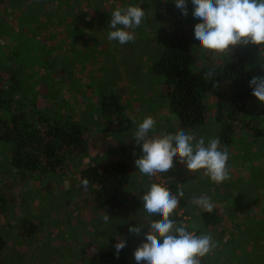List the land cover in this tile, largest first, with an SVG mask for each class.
Masks as SVG:
<instances>
[{
    "label": "rangeland",
    "instance_id": "rangeland-1",
    "mask_svg": "<svg viewBox=\"0 0 264 264\" xmlns=\"http://www.w3.org/2000/svg\"><path fill=\"white\" fill-rule=\"evenodd\" d=\"M90 3L81 4L87 16L82 17L83 20L75 27L81 30L84 27L87 33H79L77 37L68 33L73 46L63 44V48L54 44L57 37L61 39L64 29L56 31L54 28L57 26L52 24V28L46 25L36 30L30 23L17 29L15 14L18 12L0 6V21H3L0 27H5L6 33L12 30L16 34L15 39L13 35L8 37L0 33V46L10 45L13 54L17 55V62L21 61L28 73L23 77L29 83L27 101L36 98L37 109L40 108L50 122L59 121V117L78 119L88 135L87 154L78 159L76 164L79 166H71L59 175L42 178L29 175L23 179L5 161L0 162V190L9 201L6 203L8 210L0 214V227L4 228L2 233L7 242L0 264H87L86 256L95 246H107L115 252L114 245L121 239L126 246L119 254L136 264L133 252L141 242H146L143 235L146 228L141 230L140 237L130 234L128 228L136 225L147 227L150 217L146 218L140 197L152 183L165 182L160 174L145 176L135 168L134 161L142 153L135 146L132 134L137 124L148 116L156 120L153 135L161 132L175 134L167 127L170 126L168 123L164 128V120L168 119L164 115L166 108L161 97L160 78L151 72L152 54L158 50L154 49L158 42L155 38H162L163 33L179 28L189 30L199 19L191 15L193 6L190 0L187 16L181 14L173 0H98L101 4H95L96 8L91 0ZM124 5L139 6L145 11L146 20L138 28L130 30L134 31V42L120 45L116 41H108L107 34L111 30L108 24L112 12L116 8H125ZM58 64H62L63 74L71 73L63 84L60 81L62 76L57 77L55 73ZM44 69L46 75L42 81ZM52 87H61V95L58 93L48 99L50 96H46V92ZM40 88L46 91L41 89L39 93ZM102 92L118 94L124 112L133 124L130 131L117 132L105 125L108 123L99 118V113L94 114L90 105L97 97L100 98ZM256 103L261 105L260 102L249 104L252 111ZM250 143L251 151L244 143L226 149L228 179L218 184L205 176L203 170L190 173L178 158L174 161L172 170L178 174L185 191V205L178 206L177 213L189 231L195 234L203 228L200 216L203 209L194 205L192 198L206 196L211 199L210 188L205 191L208 187L216 185L231 190L235 183L237 187L243 186L246 193L253 192L259 197L256 208L244 217L230 216L229 206H220L219 226L205 232L215 243L205 264H264V187L261 186L264 179L262 181L260 177V181L256 178V182H252L256 169L264 177V156H258L259 150L264 154V131L259 140ZM118 159H129L130 164V183L119 194L122 203L106 213L95 212L90 196L76 188L79 185L76 178L78 168H84L93 161ZM104 214L110 217L108 223L102 219ZM18 220L29 221L31 225L22 223L18 228ZM243 225L249 230H245Z\"/></svg>",
    "mask_w": 264,
    "mask_h": 264
},
{
    "label": "trees",
    "instance_id": "trees-1",
    "mask_svg": "<svg viewBox=\"0 0 264 264\" xmlns=\"http://www.w3.org/2000/svg\"><path fill=\"white\" fill-rule=\"evenodd\" d=\"M82 1L6 0L1 1L0 6L5 10L18 12L15 14L17 29L29 23L36 30L52 24L57 26L54 28L56 31L64 29L61 39L60 36L57 37V42L54 44L63 48V44L73 43V39L67 37L68 33L75 37L79 36V33H87L84 27L82 30L75 28L83 20L82 17L87 16V13L85 14L81 9V4H91L90 0ZM91 2L94 5L101 4L98 0ZM124 6L126 8L129 5ZM2 23L1 20L0 26ZM192 28L175 29L163 33L162 38H155L158 42L157 45L154 44V49L158 50L152 54L154 61L151 72L160 78L161 97L166 108L164 115L169 120L166 122L164 120V128L166 129L168 123L170 126L167 127L172 129L171 132L184 130L186 134L194 135L197 139L203 137L205 144L213 138H218L221 150L231 149L244 143L249 146L247 150L250 148L251 151L250 142L259 140L264 131V105L256 103L255 109L251 110L252 105L249 104L258 101L252 97V90L248 85L252 77L264 76V59H262L264 52L260 53L256 46H247L233 49L228 57L201 56L191 49V45L196 43ZM0 33L8 37L13 35V38L16 36L15 31L12 30L6 33L5 27H0ZM11 50L10 45L0 46V162L5 161L6 165L23 179L28 178L29 175L37 178L59 175L71 166L78 167L79 164H76L78 159L87 154L86 128L78 119L71 116L68 119L59 117V121L50 122L42 110L37 109L36 98L27 101V93H30L29 83L27 78L23 77L28 76V73L22 62H17V55L15 56ZM64 58H67L66 55ZM62 64H58L55 71L57 77L62 76L61 84L67 81V77L68 79L71 77L70 72L63 74ZM212 68L216 69L215 79L219 83L217 88L213 87L212 81L203 78ZM45 75L44 69L40 78L42 81ZM46 77L49 79V76ZM41 89L46 91L45 88H40L39 93ZM46 93V96H50L48 99H51L55 94L61 95V87L55 89L52 87L51 91ZM99 96L100 98L97 97L90 105L94 114L99 113V118L108 123L105 125L117 132L130 131L133 124L131 118L124 112L118 94L102 92ZM258 156L264 154L259 150ZM129 165V159L127 161L118 159L93 161L84 168H78L76 178L79 180V185L76 188L79 192L90 196L93 211L106 213L110 209L120 207L122 201L119 199V194L128 186L131 179ZM159 174L165 182L162 185L166 184L165 187L173 195L181 190L185 195L176 171L171 169L169 173ZM253 177L255 179L253 181L251 179L250 182H256V178L260 181V177L262 181L264 179L258 174V169L254 170ZM83 179L89 181L86 188L82 185ZM231 186V190L216 185L205 190L208 192L210 188L213 211H201L203 228L196 231L197 236L205 235L207 230H214L219 226L222 210L220 206L223 204L229 206L227 210L230 216H248L249 212L256 208L259 202L257 195L253 192L246 193L243 186L237 187L235 183ZM261 186L264 187L262 182ZM215 201L220 205L216 206ZM6 203L9 201L0 190L1 215L8 210ZM184 205V196L179 197L178 206L184 207ZM154 218L150 217V220ZM172 219L177 225L183 223L177 209ZM22 223L31 225L29 221L18 220V228ZM239 227L236 229L240 232ZM243 228L249 230L244 225ZM2 229L4 228L0 227V259L7 247ZM208 258L207 255L200 258L201 264H205ZM86 260L87 264H134L120 254L117 258L116 253L107 246H95L87 254Z\"/></svg>",
    "mask_w": 264,
    "mask_h": 264
},
{
    "label": "clouds",
    "instance_id": "clouds-1",
    "mask_svg": "<svg viewBox=\"0 0 264 264\" xmlns=\"http://www.w3.org/2000/svg\"><path fill=\"white\" fill-rule=\"evenodd\" d=\"M191 15L198 18L194 25L196 43L191 49L201 56L217 58L228 57L237 47L256 46L259 52H264V0H190ZM175 7L183 16L188 15V0H173ZM145 19V11L139 6L116 8L108 24L111 29L107 34L108 41H116L120 45L134 42V30ZM264 59V58H262ZM216 69L212 68L204 74V79L213 82V87H219L216 82ZM251 95L264 105V76L252 77L249 81ZM156 120L148 116L137 124L132 134L135 146L141 151L135 159V168L141 175L154 177L159 173H169L174 161L186 166L190 173L203 170V174L214 183L228 179L227 150H221L218 138H213L205 144L203 137L197 139L194 135L180 130L175 134L163 133L153 135ZM135 155V152H133ZM87 179L82 180L86 188ZM181 190L176 195L159 183H152L140 197L147 217L151 219L144 227L136 225L129 227L128 232L136 237L143 233L145 241L141 242L133 252L136 264H201L200 258L207 255L215 243L210 235L197 236L189 231L183 223L177 225L172 219L179 205ZM192 203L207 212L213 211V204L206 196H194ZM108 223L110 217H102ZM126 246L123 239L114 245L118 258L119 252Z\"/></svg>",
    "mask_w": 264,
    "mask_h": 264
}]
</instances>
